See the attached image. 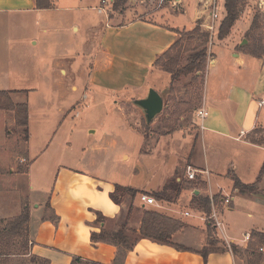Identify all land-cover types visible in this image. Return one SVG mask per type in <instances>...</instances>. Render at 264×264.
I'll return each mask as SVG.
<instances>
[{
    "label": "crops",
    "instance_id": "1",
    "mask_svg": "<svg viewBox=\"0 0 264 264\" xmlns=\"http://www.w3.org/2000/svg\"><path fill=\"white\" fill-rule=\"evenodd\" d=\"M76 1L79 5H63L61 10L81 13L93 9L80 4L88 0ZM184 1L172 0L173 7L179 6L178 11L180 8L185 12ZM151 2L139 0L134 17L127 23L105 25L103 36L92 50L91 73H80L85 76L87 87L100 85L103 89L121 91L126 84L119 85V78L129 76L133 79L128 85L141 86L149 76L158 72L153 67L156 58L177 40L175 31L182 30L156 21L153 16L164 0H159L160 7L156 6L154 11L148 6ZM211 2L194 1L190 19L193 27L197 21L203 20L200 26L204 29L212 23L208 14L210 9H205ZM52 9H37L36 0H0V27L6 26L7 19L16 24V19L23 15L37 16L39 21L36 24L39 25L42 20L40 15ZM99 10L104 12L101 7ZM42 21L44 24L45 21ZM72 28L77 32V23ZM42 32L45 33V30ZM218 42L219 46L211 52L212 59L206 69L200 106L192 112L194 114L200 108L207 110L203 128L200 129L198 120L191 114L188 124L183 125L179 121L178 127L171 133L166 132L155 140L149 134L147 143L153 142L150 149L155 148V158H160L163 164L160 170L150 166L146 180L140 173L138 176L126 174L125 179L110 176L114 174L110 161L112 154L103 152V139L101 143L94 142L88 153L83 151L72 155V144L58 138L52 153L61 156L65 151L64 160L55 167L52 186L48 190L35 191L30 186V164L38 153L31 148L32 138L28 136V141L18 145L15 142V146L10 144L15 141L12 132L14 116L0 111V203L8 191L15 193L12 195L16 198L11 209H0V220L18 217L24 209H28V257L47 260L49 264H71L73 258L112 264L116 247L109 243L92 244L90 237L92 233H99L101 229H109L110 225L125 220L121 225H125L136 239L122 264H244L240 257L222 250L230 247H226L220 235L215 234L218 244L213 248L207 244L208 223L199 218L203 215L194 203V197L208 199L212 195L232 199L229 208L222 211L224 235L230 246H235L245 257L244 252L252 246L261 256L260 264H264V171L261 173L264 143L251 140L254 134L264 133V107L258 105L259 100L264 98V59L238 51L239 45L233 38ZM30 44L37 46L38 43L31 38ZM62 71L67 74L61 67ZM3 78L0 76V91L10 93L12 99L16 94H26V90L7 88ZM73 86L76 91V85ZM29 118L28 108V130L32 121ZM52 142H55L53 133L48 143L43 145L40 155L49 150ZM21 149L24 153L19 156ZM141 152L152 153L150 150ZM122 156L125 160L129 158V155ZM70 158L75 159V167L71 166L73 160ZM168 161L170 164L166 166ZM23 163H27L25 168L22 166L18 170L19 164ZM188 166L206 171L209 175L188 181L185 179ZM171 183L179 185L180 193L170 202L156 201L158 206L152 207L140 201L141 194L151 196V193H160ZM236 183L255 186L256 191H242ZM115 186L131 188L139 193L134 199L126 196L115 204L109 197ZM30 192L38 193L40 198L30 199ZM182 199L186 200L184 208L181 207ZM145 210L162 212L184 224L183 229L172 236V245L138 236ZM184 213H189V216H184ZM97 215L101 221H97ZM186 219L196 220L199 224ZM246 235L250 237L248 241L245 240ZM203 252L206 254L203 255Z\"/></svg>",
    "mask_w": 264,
    "mask_h": 264
},
{
    "label": "rangeland",
    "instance_id": "2",
    "mask_svg": "<svg viewBox=\"0 0 264 264\" xmlns=\"http://www.w3.org/2000/svg\"><path fill=\"white\" fill-rule=\"evenodd\" d=\"M101 1H82L81 5H88L93 9L81 13H68L61 10L62 6L79 5L76 0H52L53 9L40 15L42 16L40 18L45 21L44 24L40 20V24L37 25L39 19L35 15H23L16 19V24L7 19L6 26L0 27V76H4L3 82H6L4 84L7 88L27 91L24 95L16 94L13 99L10 96V99L13 104H27L30 110L29 120L32 121L28 131L29 137L32 138L31 148L38 153L30 164V186L34 187L35 191L48 190L52 186L55 167L58 166L59 161L61 163L64 160L65 151H62L61 156L52 153L58 138L62 142L72 144L70 152L72 155H78L83 151L88 153L94 142L101 143L103 139V152L112 154V157L108 155L114 173L110 176L115 178L117 175L125 179L126 174L138 176L140 173L146 180L150 166L160 170L163 164L160 158H155V152H153L155 148L150 149L153 142L147 143L150 139L149 134H152V139L155 140L171 128L176 129L179 121L183 125L188 124L193 113H186L187 110L192 107L197 108L200 104L206 69L212 59L211 52H215L219 46L217 30L226 16L225 0L214 1L218 17L213 22V33L200 26L203 20L197 21L194 27L191 24L195 0L184 1L185 12L180 8L178 11L179 6L173 7L172 0H164L160 10L158 9L157 14L153 16L156 21L176 26L182 30L180 32L183 34L198 27L199 31L193 35L194 40L191 42L194 46L205 41L202 35L208 33L207 59L203 75L195 78L191 73L172 81L167 73H159L162 71L155 69L158 72L149 76L141 86L128 85L127 83L133 79L129 76L119 78V85L126 84L121 91L103 89L100 85L87 87L86 78L80 73L85 75L91 73L94 58L92 50L97 47L103 36L105 25L119 26L127 23L134 17V10L137 11L139 0H108L110 2L104 8V12L99 10L102 7ZM148 1L151 2V0ZM155 1L148 4L152 11L156 6L160 7L159 0ZM237 1L238 20L224 40L233 38L235 44L245 49L243 51L250 53L255 50L258 53L257 56L264 59V0ZM74 23H77V32L72 28ZM43 29L45 33L42 32ZM31 38L37 41V46L30 44ZM243 40L247 43L240 46ZM187 42V40L184 41V43ZM192 54L193 51L181 54L179 68L188 64V58ZM61 67L67 71V74L65 71L60 72ZM73 85H76V91ZM149 89L155 90L162 97L163 110L150 124H147L143 112L134 105V101L146 96ZM4 112L14 116L10 111ZM12 132L15 141H11L10 144L15 146V142L17 145L20 142H26L22 129L15 126ZM52 133L55 137L54 144L52 142L49 150L40 155L39 152L43 149V145L48 143ZM140 133L147 138H143ZM251 140L263 144L264 133L254 134ZM142 150H150L152 153H143ZM22 153H24L23 149L19 156L23 155ZM122 155H129L128 160H125ZM49 156H51L50 159H48ZM70 159L73 160L70 162L71 166L75 167V159ZM169 164L168 161L166 166ZM26 165L27 163L19 164L18 170L22 166L25 168ZM125 169L128 170L125 172ZM12 194L15 195L8 191L7 196L0 203V209L9 210L15 205L16 198ZM166 195L171 199L175 196L171 192H167ZM126 196L128 195L115 194L118 200ZM28 197L40 198L38 193L33 192H30ZM185 205L186 200L182 199L181 207L184 208ZM186 220L199 224L196 220ZM124 221L110 225L105 232L109 234L117 232ZM126 230L127 242L132 244L136 236L128 231V228ZM20 244L21 241L15 239L11 245L0 249L8 254L4 264H40L33 263L32 258L25 255V249L21 248ZM235 255L247 264V259L242 252L237 250Z\"/></svg>",
    "mask_w": 264,
    "mask_h": 264
},
{
    "label": "trees",
    "instance_id": "3",
    "mask_svg": "<svg viewBox=\"0 0 264 264\" xmlns=\"http://www.w3.org/2000/svg\"><path fill=\"white\" fill-rule=\"evenodd\" d=\"M238 1L237 0H225V11L226 16L221 22L219 29L217 30V40L222 41L230 34L233 26L238 20L237 12ZM37 9L44 10L50 9L52 3L50 0H36ZM194 33H191L193 32ZM199 31L198 27L187 34H183L180 31L176 30L175 33L178 35L177 40L174 44L162 55L156 58V61L153 64L154 69H159L160 71L167 73L172 81H175L178 77L182 75H188L193 73L195 78L204 74L205 63L207 59V41L209 37L208 33H204L202 36L205 38V41H202L201 44L192 45L194 38L193 35L197 34ZM191 33V34H190ZM188 41L184 43V41ZM200 49V50H198ZM244 49V48H243ZM239 46L237 50L240 51ZM196 50V51H195ZM245 50V49H244ZM193 51V54L188 58V64L179 68V63L181 60V54L184 52ZM251 54L254 57H258L257 51H252ZM259 58V57H258ZM201 102V98H200ZM200 106V104H199ZM198 106V107H199ZM197 107V108H198ZM195 107L187 110L186 113L193 112L197 109ZM0 111H10L14 115L15 126L19 129H22L24 133V140L28 141V106L27 104H13L10 99V93L0 91ZM170 120V118H169ZM173 128L168 130V133L173 132ZM145 138L146 135L142 134ZM264 171V165L261 173ZM236 187L242 191L254 192L256 191L255 186H244L239 183H236ZM171 192L175 195H179L180 187L178 184L173 183L168 188H164L160 193H151L150 195L159 202H170L172 199L169 198L166 194ZM116 193L127 194L131 198L139 193L136 190L131 188H123L120 186H115V190L112 194L109 195L112 202L115 204L119 203V200L115 197ZM194 203L198 206L199 211L204 214H209L210 205L209 200L204 197H194ZM132 208L129 209V214H131ZM98 216V215H97ZM100 216L97 217V221H101ZM28 222H29V211L24 209L22 213L15 218L6 220H0V249H4L8 245H11L15 239L20 240V247L25 249V255L28 254ZM184 227V224L180 220L170 218L162 213L156 212L154 210H145L142 214L141 224L139 228V237L141 239H148L153 242L172 245V236L181 231ZM106 230L101 229L99 233H92L90 240L92 244L95 243H109L116 247L117 253L116 257L112 264H122L124 257L127 252L132 248V244H128L125 232L126 226L122 225L120 230L115 233H106ZM214 230L208 226L207 229V244L210 247H214L218 244L215 239ZM224 251H230L235 255L237 253V248L233 245L230 246V249L222 248ZM206 252V251H205ZM203 252V255L206 253ZM247 257V264H260L261 256L257 254L253 247L250 246L244 252ZM8 254H5L3 250H0V263L4 264L7 261ZM23 255V254H22ZM32 262H39L40 264H49L47 260L39 259L36 257H31ZM71 264H98L95 262L84 261L79 258H73Z\"/></svg>",
    "mask_w": 264,
    "mask_h": 264
},
{
    "label": "built area",
    "instance_id": "4",
    "mask_svg": "<svg viewBox=\"0 0 264 264\" xmlns=\"http://www.w3.org/2000/svg\"><path fill=\"white\" fill-rule=\"evenodd\" d=\"M108 5V0H102L101 1V9L103 10ZM210 9L209 12V18L212 21V23L208 26H205L207 31H210V33L214 32L213 22L215 19H217L218 15L216 13V5L215 2L212 0L210 5L205 9ZM258 105L260 107H264V98L260 99L258 102ZM194 118L198 120L200 129L203 128V121L207 118L208 112L204 108H200L194 112ZM208 176V172L206 171H199L196 169L191 168L190 166L186 167L185 170V179L188 181H196L198 179V176ZM209 205H210V211L209 214L202 213V217L199 218L208 223V226H210L216 233V235H220L221 239L224 241V244L227 248L230 247V241L228 238L224 235V225L222 221V211L227 210L229 208L230 203L232 202L231 197L226 196H212L210 195L209 198ZM140 201L144 203L147 206L157 207L158 203L156 200L146 194L140 195ZM184 216H189V213H184ZM249 235L245 236V240H249Z\"/></svg>",
    "mask_w": 264,
    "mask_h": 264
},
{
    "label": "water",
    "instance_id": "5",
    "mask_svg": "<svg viewBox=\"0 0 264 264\" xmlns=\"http://www.w3.org/2000/svg\"><path fill=\"white\" fill-rule=\"evenodd\" d=\"M246 43V40H243L240 46ZM134 105L143 112L147 124H150L163 110L162 97L153 89H149L144 98L134 101Z\"/></svg>",
    "mask_w": 264,
    "mask_h": 264
}]
</instances>
